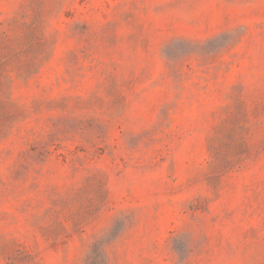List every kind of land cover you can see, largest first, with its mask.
I'll return each instance as SVG.
<instances>
[{
  "label": "rangeland",
  "instance_id": "1",
  "mask_svg": "<svg viewBox=\"0 0 264 264\" xmlns=\"http://www.w3.org/2000/svg\"><path fill=\"white\" fill-rule=\"evenodd\" d=\"M0 264H264V0H0Z\"/></svg>",
  "mask_w": 264,
  "mask_h": 264
}]
</instances>
